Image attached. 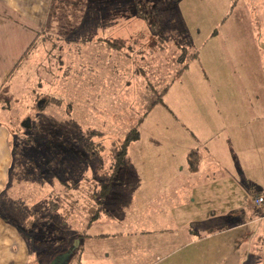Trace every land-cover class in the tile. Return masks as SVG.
<instances>
[{
	"label": "crops",
	"instance_id": "obj_1",
	"mask_svg": "<svg viewBox=\"0 0 264 264\" xmlns=\"http://www.w3.org/2000/svg\"><path fill=\"white\" fill-rule=\"evenodd\" d=\"M83 1L90 12L91 0ZM62 5V0H0V110L9 111L3 100H19L28 89L30 63L43 57V30L62 14ZM78 5L74 0L68 6ZM100 33L93 36L111 32ZM225 33L222 38L230 40L221 46H195V61L185 62L166 87L161 99L170 112L168 140L140 136L128 143L95 214L85 207L84 219L55 221L75 235L73 242L78 238L84 244L68 264H79L86 249L96 264H264V209L254 202L264 196V177L247 195L225 192L223 186L218 190L216 183L226 177L240 186L232 153L264 168V42L249 32L248 45H242L244 32ZM142 123L143 118L138 128ZM151 128H156L153 121ZM44 150L0 121V264H31L37 254L27 214L49 208V199L55 215L63 200L75 199L76 210L78 193L88 189L63 181L60 169L50 168L56 158L49 162ZM224 196L226 208L218 201ZM201 213L215 222L225 214L226 222L218 231L199 232ZM224 234L225 241L215 240Z\"/></svg>",
	"mask_w": 264,
	"mask_h": 264
},
{
	"label": "rangeland",
	"instance_id": "obj_2",
	"mask_svg": "<svg viewBox=\"0 0 264 264\" xmlns=\"http://www.w3.org/2000/svg\"><path fill=\"white\" fill-rule=\"evenodd\" d=\"M78 1L75 8L68 6L74 0H62V14L43 30V57L30 63L28 89L19 100H3L9 111L0 110V121L13 128L17 137L40 142L49 162L56 158L50 168L60 169L63 181L72 180L73 186L80 182L83 189L88 188L87 194L78 193L76 210L75 199L63 200L61 213L55 215L49 199V208L27 214L25 224L37 253L31 264H52L60 253H72L70 261L77 248L81 250V239L73 242L75 235L54 223L69 221V216L84 219L85 207H91L92 217L96 207H101L122 145L142 118L138 131L143 141L168 140L165 127L171 122L170 112L161 98L184 63L195 61L191 59L195 46H221L230 40L222 38L225 32H244L239 38L242 45H248L249 32L264 42V0H109L106 4L91 0L88 13L85 2ZM94 7L100 11H92ZM93 32H111L102 34L104 37L113 32L133 35L100 38ZM155 102L154 109L147 112ZM152 121L156 128H151ZM177 141L182 142L179 137ZM240 155L232 153L230 158L240 186L225 177L216 182L218 190L223 186L225 192L229 188L247 195L250 186L263 180L264 168L249 164ZM88 172L91 180H87ZM218 201L227 207L226 196ZM209 216H198L199 232L210 227L218 231L226 222L225 214H219L223 219L217 222ZM226 238L224 234L215 240ZM79 262L96 264L91 249L85 250Z\"/></svg>",
	"mask_w": 264,
	"mask_h": 264
},
{
	"label": "trees",
	"instance_id": "obj_3",
	"mask_svg": "<svg viewBox=\"0 0 264 264\" xmlns=\"http://www.w3.org/2000/svg\"><path fill=\"white\" fill-rule=\"evenodd\" d=\"M139 137H140V133H139L138 129H135V131L131 135H128L126 137V139L122 145V150L116 159V166H117L116 168H119L122 165V163L124 162V158H125V154H126V147H127L128 143H130L131 141H135V140L139 139Z\"/></svg>",
	"mask_w": 264,
	"mask_h": 264
},
{
	"label": "water",
	"instance_id": "obj_4",
	"mask_svg": "<svg viewBox=\"0 0 264 264\" xmlns=\"http://www.w3.org/2000/svg\"><path fill=\"white\" fill-rule=\"evenodd\" d=\"M72 254V253H71ZM71 254L67 253L64 255L57 256L52 264H68Z\"/></svg>",
	"mask_w": 264,
	"mask_h": 264
},
{
	"label": "built area",
	"instance_id": "obj_5",
	"mask_svg": "<svg viewBox=\"0 0 264 264\" xmlns=\"http://www.w3.org/2000/svg\"><path fill=\"white\" fill-rule=\"evenodd\" d=\"M254 202H255V205L258 207V208H261V209H264V196H257L255 199H254ZM263 218H264V215H263Z\"/></svg>",
	"mask_w": 264,
	"mask_h": 264
},
{
	"label": "flooded vegetation",
	"instance_id": "obj_6",
	"mask_svg": "<svg viewBox=\"0 0 264 264\" xmlns=\"http://www.w3.org/2000/svg\"><path fill=\"white\" fill-rule=\"evenodd\" d=\"M29 122V120L27 121V123ZM29 126V125H28Z\"/></svg>",
	"mask_w": 264,
	"mask_h": 264
}]
</instances>
